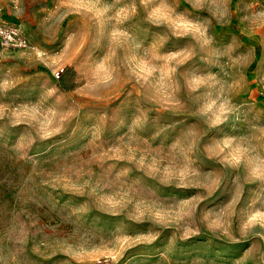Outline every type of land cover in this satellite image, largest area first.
<instances>
[{"label": "rangeland", "instance_id": "obj_1", "mask_svg": "<svg viewBox=\"0 0 264 264\" xmlns=\"http://www.w3.org/2000/svg\"><path fill=\"white\" fill-rule=\"evenodd\" d=\"M0 264H264V0H0Z\"/></svg>", "mask_w": 264, "mask_h": 264}]
</instances>
